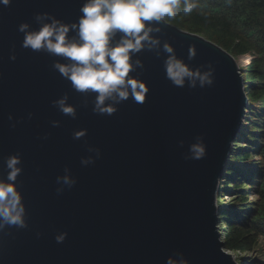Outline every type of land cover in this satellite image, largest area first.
<instances>
[{
    "label": "water",
    "instance_id": "water-1",
    "mask_svg": "<svg viewBox=\"0 0 264 264\" xmlns=\"http://www.w3.org/2000/svg\"><path fill=\"white\" fill-rule=\"evenodd\" d=\"M82 3L0 5V178H7L4 158L19 152L17 184L28 224L0 231V264H238L224 248L217 205L248 106L235 58L201 35L161 22L151 34L159 46L132 57L143 65L131 75L146 81L145 102L130 98L112 115L96 114V94L75 91L52 67L69 61L22 48L18 31L22 22L37 30L36 13L72 23ZM165 43L211 83L201 86L196 77L195 86L187 79L175 86L166 78ZM64 95L75 118L52 103ZM82 129L87 134L75 139ZM196 143L205 147L200 159L191 158ZM89 157L95 163L82 165ZM65 168L77 183L58 195L56 178ZM62 232L67 237L57 243Z\"/></svg>",
    "mask_w": 264,
    "mask_h": 264
},
{
    "label": "clouds",
    "instance_id": "clouds-1",
    "mask_svg": "<svg viewBox=\"0 0 264 264\" xmlns=\"http://www.w3.org/2000/svg\"><path fill=\"white\" fill-rule=\"evenodd\" d=\"M11 3L12 0H0L3 6ZM197 7V0H83L80 15L72 23L47 12L36 13L34 20L40 27L33 30L28 22H22L18 31L23 33L22 48L66 58L68 63L54 62L53 69L68 80L75 91L96 94L92 108L94 113L112 115L118 111V105L130 98L143 104L149 92L146 81L131 75L137 67L143 66L139 59L133 61V55L144 48L151 50L159 46V39L151 34L161 30V22L167 23L180 13L187 16ZM70 31H74L76 36L69 37ZM164 50L171 54L164 63L166 78L175 86L183 87L186 79L190 86H195L196 77L201 86L205 82L211 83L207 76H199L178 59L167 43ZM10 59L14 61L15 54ZM67 99L64 95L52 103L63 114L75 118V107L69 105ZM8 119L12 120V116L9 115ZM53 124L58 126L56 121ZM86 134L87 130L82 129L73 135L75 139H80ZM89 151H95L96 159L101 157L99 148H90ZM190 151L192 159L205 155L202 143L191 145ZM94 163L91 157L81 159L84 166ZM4 168L7 178H0V231L6 227L27 228L26 205L17 184L23 171L21 154L17 152L6 156ZM56 183L60 185L56 188L59 195L65 188H72L77 180L65 168V174L57 176ZM66 237L67 233L62 232L56 235L55 240L63 243Z\"/></svg>",
    "mask_w": 264,
    "mask_h": 264
},
{
    "label": "trees",
    "instance_id": "trees-1",
    "mask_svg": "<svg viewBox=\"0 0 264 264\" xmlns=\"http://www.w3.org/2000/svg\"><path fill=\"white\" fill-rule=\"evenodd\" d=\"M197 3L192 13L187 16L180 13L170 23L203 36L229 54L252 51L256 56L248 73L254 72L251 76L257 87L245 92L247 110L258 106L262 113L254 114L247 122L249 135L243 130L245 137H236L218 192L220 195L234 194L230 205L219 208V230L223 233L224 248L245 253L252 251L262 237L264 239V130H261L264 128V0H197ZM256 140L262 145L254 144ZM242 141L248 142L246 145L251 150L245 147L240 150ZM256 154L260 162L249 170L241 171L235 166Z\"/></svg>",
    "mask_w": 264,
    "mask_h": 264
},
{
    "label": "rangeland",
    "instance_id": "rangeland-1",
    "mask_svg": "<svg viewBox=\"0 0 264 264\" xmlns=\"http://www.w3.org/2000/svg\"><path fill=\"white\" fill-rule=\"evenodd\" d=\"M169 23H170V21H169ZM232 56L235 58V60L237 62V65H238V67H239V69L241 71L242 76L244 75L243 78H245V80H244V82H245V84H244L245 90H248V89H251V88H253V89L256 88L257 87V83H256V81H253L254 78L251 76V74L254 76V72L251 73V74L248 73V71L251 69V66L253 64V60H256L255 54L252 51H250L248 53H243V54H239V55L235 54V55H232ZM242 57H244V59L241 62V58ZM247 108H248V106L246 107V113H245V116H244V119H243V122H242V125H243L242 131L244 130L249 135L250 134V130H249L248 127L250 125H247V122L254 116V114L255 115L256 114H260L262 112H261V109L258 106H256V107L254 106L252 110H247ZM261 130H264V128L261 129ZM242 131H241V133L238 134L241 139L245 137L244 132H242ZM246 144H248V142H246V141L240 142V148L239 149L242 150L243 147H245L248 150H251V147L249 145H246ZM254 144H256L257 146H261L262 145V143H260L259 140H256V143H254ZM233 148H234V146H233ZM259 162H260V157H259V155L256 154V155H251L243 163H236L235 166H237V168H239L241 171H245V170H249L253 166V164H257ZM224 177H225V173H224L223 179L220 182V186L223 183ZM235 183H236V181H235ZM218 192L220 193V191H218ZM219 193H217V203L220 202L221 205L217 204L218 208L230 205V203L233 200L232 196L234 194L232 192H229V193H225L223 195H220ZM218 200H219V202H218ZM250 200L253 201V197H250ZM222 238H223V233H222ZM263 242H264V239L262 237V240H259L257 245L253 247V250L249 251V252H245V253L238 252V251L237 252H230L229 251V252L234 256V258H235V260H236V262L238 264H254V263L255 264H264V243Z\"/></svg>",
    "mask_w": 264,
    "mask_h": 264
},
{
    "label": "bare ground",
    "instance_id": "bare-ground-1",
    "mask_svg": "<svg viewBox=\"0 0 264 264\" xmlns=\"http://www.w3.org/2000/svg\"><path fill=\"white\" fill-rule=\"evenodd\" d=\"M243 59H244V57L241 58V62H242Z\"/></svg>",
    "mask_w": 264,
    "mask_h": 264
}]
</instances>
